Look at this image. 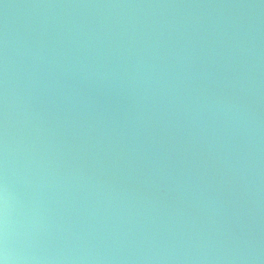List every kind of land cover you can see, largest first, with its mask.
Returning a JSON list of instances; mask_svg holds the SVG:
<instances>
[{
  "label": "water",
  "instance_id": "95a60500",
  "mask_svg": "<svg viewBox=\"0 0 264 264\" xmlns=\"http://www.w3.org/2000/svg\"><path fill=\"white\" fill-rule=\"evenodd\" d=\"M4 264H264V0H0Z\"/></svg>",
  "mask_w": 264,
  "mask_h": 264
},
{
  "label": "clouds",
  "instance_id": "9594fccd",
  "mask_svg": "<svg viewBox=\"0 0 264 264\" xmlns=\"http://www.w3.org/2000/svg\"><path fill=\"white\" fill-rule=\"evenodd\" d=\"M0 264H4V262L2 260H0Z\"/></svg>",
  "mask_w": 264,
  "mask_h": 264
}]
</instances>
